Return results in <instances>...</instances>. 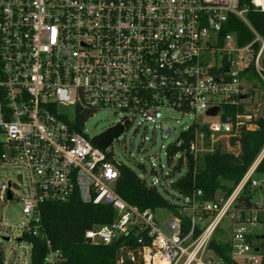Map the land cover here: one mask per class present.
I'll list each match as a JSON object with an SVG mask.
<instances>
[{"label": "built area", "instance_id": "1", "mask_svg": "<svg viewBox=\"0 0 264 264\" xmlns=\"http://www.w3.org/2000/svg\"><path fill=\"white\" fill-rule=\"evenodd\" d=\"M249 2L264 12V0ZM246 12L239 0H0V203L16 199L22 205L17 242L24 243L20 238L31 223L32 234L38 231L42 204L76 195L83 204L115 211L110 224L86 230L84 239L107 245L134 230L143 264H225L207 246L226 218L232 221L230 259L260 263L248 237L263 224L257 211L236 204L246 186L262 184L254 176L264 146L228 196L184 198L177 215L158 223L155 212L139 211L115 193V139L100 150L91 143L100 133L88 137L85 131L101 110L116 115L109 128L122 126V133L139 119L172 134L160 123L163 111L201 113L204 120L192 124L189 156L201 158L218 146L233 153L239 128L255 125L250 115L222 119V107L246 109L247 85L264 83V40L246 22ZM231 15L253 34L248 44L222 33ZM214 107L215 115H206ZM181 144L177 138L170 146ZM180 156L174 153L172 161ZM10 171H16L14 181L6 178ZM27 245L19 264H29ZM46 248L42 264H58L60 252L47 241ZM12 250L3 247L4 264Z\"/></svg>", "mask_w": 264, "mask_h": 264}, {"label": "trees", "instance_id": "2", "mask_svg": "<svg viewBox=\"0 0 264 264\" xmlns=\"http://www.w3.org/2000/svg\"><path fill=\"white\" fill-rule=\"evenodd\" d=\"M239 7H246L245 19L251 29L264 40V12L256 11L249 0H239ZM231 32L236 37L239 46L248 44L253 39L249 28L234 16L228 17V22L222 33ZM256 46L254 49L256 50ZM264 67V59L262 62ZM249 74L256 78L253 72ZM264 78V71L262 72ZM264 90V83L261 82ZM259 108V107H258ZM261 115L248 112L243 106H223L222 119L234 118L235 115H250L251 123L255 125L252 130L240 127L235 141L238 142L237 153L226 152L218 146L208 155L193 159L188 154V145L193 136L194 126L182 131L178 139L182 141L179 148L167 147L168 174L174 177L182 169L183 173L171 183V188L179 197L192 198L197 201H213L216 194L228 196L238 184L249 166L255 160L264 146V98L262 100ZM87 115H82L84 119ZM234 145V140H231ZM181 152V156L172 161V155ZM118 176L115 181L114 191L127 204L136 207L139 211L155 212L163 209L173 215H177V209L182 205L170 203L157 189L156 185L146 183L138 177L129 167L117 165ZM155 173L154 171H152ZM255 175L261 177L262 184L251 189L246 186L238 198L237 208L249 209L253 206V195L264 191V156L255 170ZM160 185V182H158ZM199 196H195L196 192ZM115 218V211L108 206H93L83 204L76 195L64 202H46L39 207L38 231L32 234L33 224H30V232L23 233L20 242L30 245L29 264H42L47 253L46 241L52 250L60 252L61 261L58 264H143L138 255L136 234L134 230L115 238L107 245L91 244L84 239V232L94 226L110 224ZM256 221L264 224V216L256 213ZM182 233L187 230V222L182 218ZM197 233V232H196ZM248 240L257 241L261 260L264 264V234L250 235ZM3 244L0 242V264H4ZM207 250L225 264H238L230 259L229 244L223 245L215 242L213 238L207 246Z\"/></svg>", "mask_w": 264, "mask_h": 264}, {"label": "rangeland", "instance_id": "3", "mask_svg": "<svg viewBox=\"0 0 264 264\" xmlns=\"http://www.w3.org/2000/svg\"><path fill=\"white\" fill-rule=\"evenodd\" d=\"M251 85H247L250 89L251 98L245 101L246 110L255 115H261L262 100L264 98V90L261 88V83L254 79ZM254 89V90H253ZM258 105V106H257ZM259 107V108H258ZM164 118L161 119V125L172 130V134L161 133L159 127L153 128L151 125H140L139 119L134 120L131 127L124 133H121L118 139H115L112 144L114 159L129 167L138 177L146 180L148 183L153 182L158 191L170 202L175 205L182 204V198L172 190L171 183L175 178L183 173V169L174 177H167L168 162H167V147L172 144L182 131L190 127L194 121H203L204 118L201 113L194 115L193 113L182 115L173 110H166L162 112ZM116 122V115L110 111L101 110L95 113L85 124V131L88 137L99 134L109 128ZM236 148L233 153H237ZM154 170L155 173L152 171ZM16 171H10L6 175L7 180H15ZM260 177L254 176L255 180ZM158 181L160 185L157 184ZM251 202L253 206L244 211H250L251 214L257 211L260 215L264 216V191L256 192ZM22 205L16 199L0 203V225L4 228L0 229V237L8 238L3 240L2 244L6 251L13 249L12 253L8 256L7 264H19L23 262L26 252H28V245L17 242V232L19 226L24 222L21 212ZM156 220L160 223L168 219L169 212L163 209H157L154 213ZM10 228V229H9ZM11 232V233H10ZM167 234L168 232L164 230ZM232 232V221L229 218L224 219L221 224L216 228L213 235V240L219 244L226 245L230 242ZM254 235L264 234V224L261 228H254ZM255 245L257 241L253 240ZM20 246V250L19 249ZM217 263V260L215 261Z\"/></svg>", "mask_w": 264, "mask_h": 264}, {"label": "water", "instance_id": "4", "mask_svg": "<svg viewBox=\"0 0 264 264\" xmlns=\"http://www.w3.org/2000/svg\"><path fill=\"white\" fill-rule=\"evenodd\" d=\"M216 108H211L206 111V115L214 116L216 113ZM124 127L115 126L112 128L106 129L104 132L100 133L97 136H94L91 139V143L98 149L104 150L114 139L118 138L119 135L123 132ZM9 199V195L7 196ZM4 240H7L6 238Z\"/></svg>", "mask_w": 264, "mask_h": 264}]
</instances>
